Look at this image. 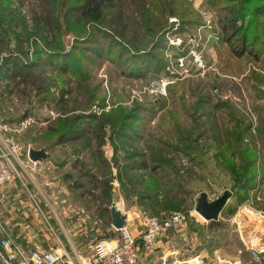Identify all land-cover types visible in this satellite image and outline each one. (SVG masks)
Wrapping results in <instances>:
<instances>
[{
  "label": "rangeland",
  "instance_id": "rangeland-1",
  "mask_svg": "<svg viewBox=\"0 0 264 264\" xmlns=\"http://www.w3.org/2000/svg\"><path fill=\"white\" fill-rule=\"evenodd\" d=\"M84 1L0 0V122L20 130L12 136L27 166L22 180L48 199L36 202L66 249L86 253L120 241L105 212L119 203L130 225L135 214L180 211L187 218L159 237L150 255L140 251L139 264H159L163 254L168 264L177 256H235L240 243L231 213L247 201L264 210V109L245 89L249 72L257 71L252 66L264 70V55L228 62L231 44L221 40V23L231 0H121L86 24ZM48 46H59L62 58L47 60ZM130 48L152 54L146 66L126 55ZM15 59L38 66L31 74L14 72ZM231 113L254 123L253 137L243 142L256 158L242 204L218 156L236 128ZM69 129L82 138L57 144L58 133ZM29 149L44 150L46 160L30 165ZM225 192L230 198L218 221L195 212L200 194L211 202ZM29 202L24 226L54 239Z\"/></svg>",
  "mask_w": 264,
  "mask_h": 264
},
{
  "label": "built area",
  "instance_id": "built-area-1",
  "mask_svg": "<svg viewBox=\"0 0 264 264\" xmlns=\"http://www.w3.org/2000/svg\"><path fill=\"white\" fill-rule=\"evenodd\" d=\"M19 132V129H13L0 122V191L7 185L19 181L36 207V212L49 227L58 246L53 250L38 246L27 251L15 242L8 228L0 220V264H139L140 251L144 255H150L159 237L185 226L187 218L180 211L163 213L160 217L135 214L131 220L136 226L130 225V215L120 207L121 204L114 203L113 207L126 218L124 227L118 230L112 228L120 233V241L99 242L89 246L86 253H81L72 246L66 249L49 225L28 185L22 180V174L26 173L27 166L20 160L22 146L12 136ZM27 160L30 165L36 166L37 163L31 162L28 158ZM32 166H28L30 170ZM252 205L251 202L240 206L228 219L240 243V249L235 256L225 258L214 254L212 258H207L203 254H197L184 260L177 256L170 264H264V210L255 209ZM21 227L23 228V225ZM23 233L28 240H34L38 236L26 226ZM159 264H168L166 255H162Z\"/></svg>",
  "mask_w": 264,
  "mask_h": 264
},
{
  "label": "trees",
  "instance_id": "trees-1",
  "mask_svg": "<svg viewBox=\"0 0 264 264\" xmlns=\"http://www.w3.org/2000/svg\"><path fill=\"white\" fill-rule=\"evenodd\" d=\"M253 1H256V3L250 7V3ZM119 2H121V0H85L83 3L84 5H82L80 8L82 11L84 10L85 13V16L83 17L84 20H82V22L86 24L88 22L92 23L99 21L101 19L100 14L102 8L109 10L115 9L119 5ZM229 8L230 13H228V15L225 17L226 21L221 23V40L226 44H231L228 62L232 61L230 58L238 61L244 56H248L249 60L253 59L254 61H258L264 54V0H231V7ZM152 10H157V7H152ZM158 11H160V16H164L165 10L158 8ZM145 12L146 22H152L150 19L148 20L150 16L148 11ZM121 16L122 15H119L118 17L117 15H114L112 18L113 20L119 21L121 23ZM151 19H153V16ZM153 26H156L155 22L153 23ZM121 34L122 31L119 33V35L122 36ZM234 39L237 41V43H231ZM238 44L239 47L237 49ZM48 51L49 54L45 55L47 60L52 57H55L54 59L59 60L62 58L61 56L63 53L59 46H48ZM96 52L100 53V50L97 49ZM128 54L131 56L132 60H136L141 65L144 64L143 66H146L147 62L150 60L149 56H152V54H149L148 52L139 53L137 49L134 50L131 48L126 51V55ZM14 61L18 65V67L16 64L13 65L12 69L14 72H27L28 74H31V71L35 70L36 66H38L33 62L24 66L23 64L18 63V59L12 60L13 63ZM162 66L163 63L161 61V70L163 69ZM230 68L231 63L229 64V69ZM5 71L2 70V72ZM61 71L66 72V66H64ZM17 77L19 78V75H17ZM246 80L249 83L248 87L246 86V88L253 91L258 99L264 98V92L257 90V85H264V77L258 74H253ZM34 81L36 80L33 79L32 83H34ZM230 116L235 121L236 126H234L236 128L231 135L232 138L227 140L226 145H221L218 156H220L221 159L223 158L224 163L228 165H226L228 172L233 177L231 180L235 184V194L233 195L238 199L240 204H242L246 200V192L249 191L251 189L250 187L252 186L249 174L252 172L255 162L254 159L256 156L255 151L249 149V145L243 144L244 141H248L247 139H251L253 137L250 124L245 123V120L242 118L236 120L233 116V113H231ZM260 122L263 133L264 117L260 118ZM70 130L71 129L66 131L62 130L58 133L59 135L57 138V144H63L68 141H76L82 138L81 135L78 133H72ZM259 135L263 136V134ZM225 150L229 151L228 155L224 153ZM109 199L110 194L108 191L104 194V200L109 201ZM105 212L109 213L108 208ZM107 213V223H109L110 219ZM212 222L214 223V221Z\"/></svg>",
  "mask_w": 264,
  "mask_h": 264
},
{
  "label": "crops",
  "instance_id": "crops-1",
  "mask_svg": "<svg viewBox=\"0 0 264 264\" xmlns=\"http://www.w3.org/2000/svg\"><path fill=\"white\" fill-rule=\"evenodd\" d=\"M264 55V54H263ZM256 66H252V70L257 71H250V76L253 74H260L264 77V70L256 69ZM263 67V66H262ZM260 70V71H259ZM246 90H248L245 87ZM257 90L260 92H264V85H257ZM252 93L253 91L250 90ZM257 98V97H256ZM258 99V98H257ZM263 106L264 108V98L260 99L258 101V107L261 108ZM260 122V120H259ZM251 126V131L254 132V129L252 128L254 126V123L251 121L248 122ZM33 192L31 193L34 195L36 201H48V199L43 195L37 198L39 196L40 191L33 189ZM39 192V193H38ZM252 198V197H251ZM52 199V198H51ZM62 199V200H61ZM31 199L27 194V191L24 189V187L21 185L20 182H13L6 187H4L0 191V220L1 222L8 228L12 238L15 240L17 244L22 246L27 251H30L34 249L35 247L41 246L45 249H56L57 243L54 241V239H50L49 235L44 234L42 231V234L40 236H43L41 238H37L34 240H28L23 233V228L25 220L24 216L27 212V208L30 207ZM53 201V200H52ZM59 201H65L64 198H60ZM249 201L246 203L248 204ZM23 225V228L21 227ZM157 243V242H156ZM75 249V247H73ZM156 248V246H155ZM76 250V249H75ZM164 255V254H163ZM160 259V258H159ZM148 264V263H145Z\"/></svg>",
  "mask_w": 264,
  "mask_h": 264
},
{
  "label": "water",
  "instance_id": "water-1",
  "mask_svg": "<svg viewBox=\"0 0 264 264\" xmlns=\"http://www.w3.org/2000/svg\"><path fill=\"white\" fill-rule=\"evenodd\" d=\"M47 154L44 150L29 149L28 159L34 163H42L46 160ZM230 198L228 192L223 193L214 201H208L205 193L200 194L196 200L195 212H197L206 222L218 221L221 211L223 210L227 200ZM110 225L112 228L118 230L125 225V216L118 212L114 207L109 209Z\"/></svg>",
  "mask_w": 264,
  "mask_h": 264
}]
</instances>
